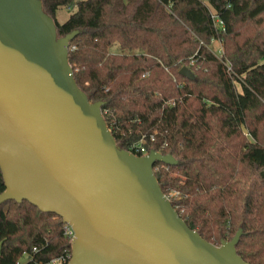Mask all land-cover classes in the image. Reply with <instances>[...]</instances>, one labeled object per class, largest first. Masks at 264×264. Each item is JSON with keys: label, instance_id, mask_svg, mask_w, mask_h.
I'll return each mask as SVG.
<instances>
[{"label": "trees", "instance_id": "trees-1", "mask_svg": "<svg viewBox=\"0 0 264 264\" xmlns=\"http://www.w3.org/2000/svg\"><path fill=\"white\" fill-rule=\"evenodd\" d=\"M41 1L58 37L78 31L68 54L75 81L104 102L117 146L145 137L149 149L173 155L176 164L157 161L154 172L188 226L215 245L242 229L238 254L264 264V0ZM74 5L59 22L58 9ZM191 57L193 79L179 72ZM191 96L214 110L206 116ZM71 246L57 214L27 200L0 204V264L25 252L23 264H47Z\"/></svg>", "mask_w": 264, "mask_h": 264}, {"label": "water", "instance_id": "water-1", "mask_svg": "<svg viewBox=\"0 0 264 264\" xmlns=\"http://www.w3.org/2000/svg\"><path fill=\"white\" fill-rule=\"evenodd\" d=\"M41 0H0V204L27 200L72 226L68 264H251L239 229L215 245L190 228L155 175L171 154L117 146ZM180 74L193 79L184 65Z\"/></svg>", "mask_w": 264, "mask_h": 264}, {"label": "built area", "instance_id": "built-area-1", "mask_svg": "<svg viewBox=\"0 0 264 264\" xmlns=\"http://www.w3.org/2000/svg\"><path fill=\"white\" fill-rule=\"evenodd\" d=\"M213 18L215 19L216 23H219L221 26H223V22L221 21V19L218 16L214 15ZM214 53L220 59H222V57H223V49H220L218 53L217 52H214ZM194 62H195L194 57H191L190 61H189V64H185V65L190 68V65H193ZM166 70H168V68H166ZM175 102H176V100L172 99V100L168 101V104L169 105H174ZM151 139L152 140L154 139L152 135H151ZM147 143H148L147 139H145V137H141L140 140H138L137 142H134L131 145V147L129 149H127V150H129L130 152H132V153H134L136 155H140V156L148 154L151 151V149H149V147H148L149 145ZM64 234H65L66 237H69L70 241L72 242V239L74 237V230H73L72 226L69 225L66 222H64ZM33 250L34 251L37 250L36 247H34ZM23 256H25L27 258V260L31 258V254L28 253V252H25L23 254ZM71 256H72V254L71 255H62L60 257L53 258L47 264H68L70 259H71ZM25 262H22L21 259H20L17 264H23Z\"/></svg>", "mask_w": 264, "mask_h": 264}, {"label": "rangeland", "instance_id": "rangeland-1", "mask_svg": "<svg viewBox=\"0 0 264 264\" xmlns=\"http://www.w3.org/2000/svg\"><path fill=\"white\" fill-rule=\"evenodd\" d=\"M76 8V6L74 5L71 8L68 7H63L60 8L58 10L57 13V20H59V22H64L65 20H67V18L69 17L70 13L72 12V10H74ZM220 27H222L219 23H217ZM211 49L213 50V52H219L220 49H223L222 46V41L220 39H214L212 40L211 44H210ZM112 50H115V47L112 48ZM240 88V86L238 85V89ZM190 101L192 102V104L198 108L201 112H203L206 116H209L211 114V112L214 110V103L207 101L201 97L198 96H191L190 97ZM172 178H177L178 176L176 174H171ZM175 193H172V195H175ZM27 260V258L25 256H23L21 258L22 262H25Z\"/></svg>", "mask_w": 264, "mask_h": 264}, {"label": "crops", "instance_id": "crops-1", "mask_svg": "<svg viewBox=\"0 0 264 264\" xmlns=\"http://www.w3.org/2000/svg\"><path fill=\"white\" fill-rule=\"evenodd\" d=\"M64 7H65V6H64ZM61 8H63V7H61ZM59 9H60V8H59ZM59 9H58V10H59ZM75 9H76V8H75ZM75 9H74V10H75ZM57 13H58V11H57ZM56 17H57V14H56ZM58 21H59V20H58ZM189 99H190V97H189Z\"/></svg>", "mask_w": 264, "mask_h": 264}]
</instances>
